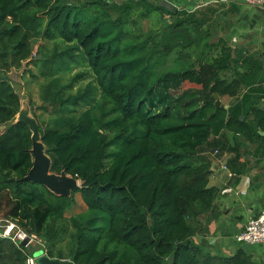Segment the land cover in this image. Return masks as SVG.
<instances>
[{
    "label": "trees",
    "instance_id": "trees-1",
    "mask_svg": "<svg viewBox=\"0 0 264 264\" xmlns=\"http://www.w3.org/2000/svg\"><path fill=\"white\" fill-rule=\"evenodd\" d=\"M210 10L167 9L155 0H0V127L6 126L0 133L1 219L20 220L23 230L46 243L49 258L257 264L244 250L212 255L195 241L194 222L218 195L209 187L211 165L202 146L224 131L249 141L260 137L232 109L216 106L215 96L236 99L242 79L224 76L233 71L236 53L218 35L220 13ZM34 40L68 47L58 64L62 70L80 57L95 75L98 89L56 99L62 110L73 113L100 91L99 103L79 117L40 126L52 170L80 181L71 197L21 180L32 167V133L17 122L22 102L6 73L32 58ZM51 62H39L49 75ZM255 113L264 130V112ZM76 194L90 217L73 234L76 246L66 257L59 246L70 231L66 213ZM25 259L23 249L0 239V264Z\"/></svg>",
    "mask_w": 264,
    "mask_h": 264
},
{
    "label": "crops",
    "instance_id": "crops-1",
    "mask_svg": "<svg viewBox=\"0 0 264 264\" xmlns=\"http://www.w3.org/2000/svg\"><path fill=\"white\" fill-rule=\"evenodd\" d=\"M161 2L167 9L218 10V35L226 38L236 53L233 71L224 76L242 79L236 99L219 97V101L257 128L260 136L249 141L240 134L224 131L202 146V157L211 165L209 187L215 188L218 195L212 208L194 222L199 227L195 241L212 255L231 257L244 250L257 264H264V246L244 245L236 240L245 225L264 209V130L257 126L255 113L256 109L264 112V5L251 6L244 0ZM229 21L230 29L221 32ZM80 200L87 210L81 194Z\"/></svg>",
    "mask_w": 264,
    "mask_h": 264
},
{
    "label": "rangeland",
    "instance_id": "rangeland-1",
    "mask_svg": "<svg viewBox=\"0 0 264 264\" xmlns=\"http://www.w3.org/2000/svg\"><path fill=\"white\" fill-rule=\"evenodd\" d=\"M230 22L231 21L228 22L226 28H223L221 32L225 33L230 29V26L232 25ZM32 49V58L23 62L21 65L12 66L11 69L7 71L6 78L20 97L22 102L21 108H30V113L37 121L39 130L40 126H42V128L54 127L56 123L62 122L68 117L77 118L84 110L99 103L100 91L96 90V92L92 94L93 100H90L89 105L84 103L80 104L77 108H74V105L69 103L68 107L71 109L74 108L75 111L70 113L68 110H62V107L59 106L60 103L56 102V99L62 100V98L67 99L70 97L77 98L90 86L98 89L95 75L88 66L83 63V60L80 57L75 58L77 59V62L76 60H74L75 62L73 60L71 61L68 70H62V67L58 64L61 61V57L66 55L65 53L67 52L68 47L59 42L34 40ZM47 59L54 60V62H51V69L54 71L52 75L48 74L49 67L47 68L42 63H39ZM4 72L5 69H3L0 64V76L5 74ZM77 101L81 102L80 99ZM95 101L97 103H95ZM45 154L51 160L53 166L52 157L49 155L47 149ZM31 157L33 167L36 157L32 152ZM51 173L56 172L51 169ZM74 202L72 210L66 213L70 231L65 237V240L59 246L66 257L71 256L72 250H74L76 246V239L73 238V234L77 233L79 226H86L90 217L87 214L88 212H85V207L81 204L80 194L74 196ZM81 213L83 217L80 218V216H82L80 215ZM78 214L80 216H75ZM3 215L4 213L1 212L0 219L3 218ZM72 216H75L76 220L72 219ZM14 222L22 229L19 224L20 220ZM99 227H101V224H99ZM39 254L40 250L35 249L34 255L38 256Z\"/></svg>",
    "mask_w": 264,
    "mask_h": 264
},
{
    "label": "water",
    "instance_id": "water-1",
    "mask_svg": "<svg viewBox=\"0 0 264 264\" xmlns=\"http://www.w3.org/2000/svg\"><path fill=\"white\" fill-rule=\"evenodd\" d=\"M168 9H172L169 8ZM216 106L221 107L219 97L215 96ZM17 122L25 123L32 133V150L36 160L29 174L23 177L22 181H31L45 186L50 192L60 197H71L73 192L80 188V181L68 176L65 171L60 174L51 173L52 162L46 156L45 151L47 147L42 142V135L39 130V125L35 118L30 113V108H21L18 114ZM1 131L6 130V126L0 127ZM27 242L22 243L26 246ZM38 264H75L73 261L62 262L57 259H51L48 256L39 257Z\"/></svg>",
    "mask_w": 264,
    "mask_h": 264
},
{
    "label": "built area",
    "instance_id": "built-area-1",
    "mask_svg": "<svg viewBox=\"0 0 264 264\" xmlns=\"http://www.w3.org/2000/svg\"><path fill=\"white\" fill-rule=\"evenodd\" d=\"M244 2L251 6L264 5V0H244ZM1 238L11 240L20 249L24 250L26 259L22 264H38L37 260L39 257L48 256L46 243L38 235L28 233L27 231L19 228L13 221L0 219V239ZM236 240L244 245L264 246V209L245 225L242 232L237 235ZM24 242H27L26 246H22V243ZM35 249L40 250V254L38 256L34 255ZM60 261L65 262L68 260Z\"/></svg>",
    "mask_w": 264,
    "mask_h": 264
}]
</instances>
